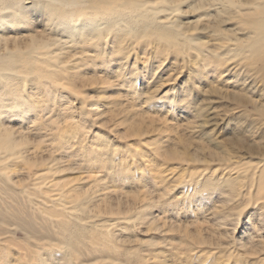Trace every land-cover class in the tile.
Masks as SVG:
<instances>
[{"label": "bare ground", "instance_id": "bare-ground-1", "mask_svg": "<svg viewBox=\"0 0 264 264\" xmlns=\"http://www.w3.org/2000/svg\"><path fill=\"white\" fill-rule=\"evenodd\" d=\"M173 193L264 264V0H0V264L211 246L157 240Z\"/></svg>", "mask_w": 264, "mask_h": 264}, {"label": "rangeland", "instance_id": "rangeland-1", "mask_svg": "<svg viewBox=\"0 0 264 264\" xmlns=\"http://www.w3.org/2000/svg\"><path fill=\"white\" fill-rule=\"evenodd\" d=\"M78 108H79V105L76 104L75 109L78 110ZM104 117L106 118V116H102V118L98 117V119L94 117V119H97V122H96V124L91 125V132L92 133L100 130V126H99L100 122L99 121L103 120ZM97 123H98V126H95V125H97ZM134 167L137 168L136 166H134ZM138 173H140V170L137 168L136 174H138ZM152 173L154 174V176L158 175V172H156V171H152L150 173V175H152ZM187 173L190 174V170ZM188 174H185V175H188ZM181 175H182L181 173L177 172L175 174L173 173L172 177H173V179H175V178L181 177ZM161 176L163 178H165L164 179L165 182L167 181V178H168V180L172 181L171 175L167 172L161 173ZM129 178H133V174L126 173V179L129 180ZM134 178H136L137 181L139 182L140 177L138 175H135ZM123 186H126V190H127L129 185L126 184ZM123 186H121V187H123ZM140 186H141V184H140ZM174 197H175V193H173V195H171L170 199L164 200L165 203L166 204L168 203L167 205H170V206H167L165 204V205H163V207L155 208L154 210H152L153 213L155 212L154 213L155 217H158L161 220V221L160 220H158V221H160L163 224H167L168 227L171 226V228H172V230L168 232L166 227H165V231L162 233V235L157 234V236H156L157 240L161 242L165 239V243L167 245H170L169 244L170 242L171 243L174 242L173 248H175V246H177L179 248V250L182 249L180 247V242H183L185 244V242L189 239H190V243H192V244H193V241L197 238L200 240L206 239L205 241H207V243L211 244V246L207 245V244H205V245L193 244V246L191 248L188 247V250L184 249L181 252L180 251L178 252L177 250H171L170 247L169 248L167 247L164 249V251H165V255H168V259L173 260V262L172 263L170 262V264H210L209 263L210 261L216 260L214 257L210 256L211 253L213 255L216 254V251L214 250V247H216V245L222 246L225 249V252L229 251L227 253H230V255L233 253V250L237 251L238 247L234 246L233 243H234L235 239L238 240L241 237V235H240L241 229H242L241 222L243 220H240V223H238V225H236V226L234 224L233 225L230 224L229 226H227L226 229L228 228L227 229L228 235H224L225 229L218 227L219 231L217 229L214 230V228L216 226L212 222L211 217H206L205 215H203L201 213L190 214V211H186L183 208L180 209L178 206L175 205L176 203H175ZM131 201L132 200L130 198L128 203H130ZM123 203H124V201H123ZM166 209H168V211ZM177 209H178V211H176ZM212 223L214 224L215 227H213ZM229 227L231 230L229 229ZM232 230H233V234H231ZM234 230H236V231H234ZM187 231L189 234L187 233ZM217 231L220 233L217 234ZM196 233H198V234H196ZM133 234H135V232ZM219 234H220V236H219ZM121 235H123V234H121ZM209 235H211V236H209ZM16 236L21 238L20 233L16 234ZM124 237H125V235H123V238ZM199 237H201V238H199ZM139 238H141L144 241V243H146V242H148V239L152 238V236L144 234L143 236H140ZM232 238H233V240H232ZM129 246H127V247H129ZM147 247H148V249H152L153 245L151 243H148ZM155 253H159V252H155ZM220 262H222V260ZM214 263H215V261H214Z\"/></svg>", "mask_w": 264, "mask_h": 264}]
</instances>
